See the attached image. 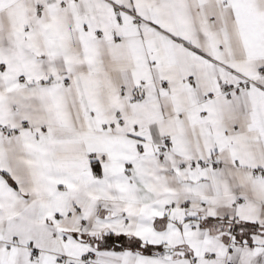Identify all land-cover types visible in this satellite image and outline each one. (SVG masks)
Returning a JSON list of instances; mask_svg holds the SVG:
<instances>
[{
  "label": "snow or ice",
  "instance_id": "6c2138e0",
  "mask_svg": "<svg viewBox=\"0 0 264 264\" xmlns=\"http://www.w3.org/2000/svg\"><path fill=\"white\" fill-rule=\"evenodd\" d=\"M0 264H264V0H0Z\"/></svg>",
  "mask_w": 264,
  "mask_h": 264
}]
</instances>
